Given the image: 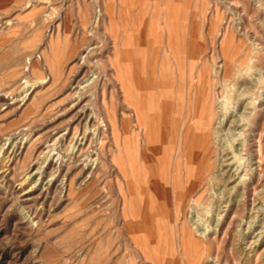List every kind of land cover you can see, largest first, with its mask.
<instances>
[{"label": "rangeland", "instance_id": "1", "mask_svg": "<svg viewBox=\"0 0 264 264\" xmlns=\"http://www.w3.org/2000/svg\"><path fill=\"white\" fill-rule=\"evenodd\" d=\"M152 35L160 75L187 95L189 79L199 87L217 78L228 49L264 51V0H0V264H264V131L251 127L264 112V56L224 89L212 177L183 212L195 243L178 240L173 194L153 202L162 220L143 244L119 224L124 208L142 206L124 207L119 193L129 149L125 55ZM78 91L88 101L77 105ZM70 163L80 187L72 198Z\"/></svg>", "mask_w": 264, "mask_h": 264}, {"label": "bare ground", "instance_id": "2", "mask_svg": "<svg viewBox=\"0 0 264 264\" xmlns=\"http://www.w3.org/2000/svg\"><path fill=\"white\" fill-rule=\"evenodd\" d=\"M174 16V18H176V15ZM175 23L178 24V22ZM151 28L156 31L153 26ZM181 28L179 27L180 30H182ZM180 32H177V34L180 35ZM153 35L151 36V38H149V40H146L147 48L141 49L134 44V47L129 48V51H127L125 55L127 57L126 67L128 78L126 95L128 99V107L130 110V114L128 116L127 129L129 149L127 163L128 170L126 169L127 173L125 172L126 170H124L122 176V179L125 182V187H122L119 190V193L121 198L124 200V207L128 204L133 205L137 203L139 206H142L138 207L141 210L137 208L136 210L133 209L134 211L131 210L130 212H127V210H124V208L123 212L121 211L123 222L121 221L119 224L122 227H125V229H127V232L131 234L133 242L141 243L142 241L146 242L147 240H150V234L152 231H154L153 220L156 217V221L160 219V215H162L163 213L160 211L155 212L154 210H151L150 207L154 204L153 202H160V199L163 198L170 199L171 194H173L175 206V220L172 223L175 224L176 229L178 231V240H182L183 243L187 241L192 246L195 243L194 237L192 233L187 232L186 221L183 212L185 209H187V206L191 201H193L194 198L195 200H198L202 197L203 193L206 191L208 182L212 177L215 159L218 156V152L214 144L213 135L216 132V126L218 124H221L223 121V119H220V121L218 122V119L220 118V116H222V114L219 113L221 111V108L224 111L223 113L229 111L227 109V104L229 103V101L227 100V103V94H225L224 89L237 75L236 69H246V65L248 66V62L252 61L253 59L254 61L258 59L262 61L264 51L257 50V48V51L255 50L256 52L253 54V49L252 51L243 50L244 48L241 50L228 49L223 56V69L219 73V75H217V78L210 80L211 78L209 79V76H205L206 73L202 71L203 74L199 75H201L202 78L204 76L206 78L199 80V87L198 83L196 82H192L191 84L189 79L188 93L187 95H185L180 92L179 83V88H177V82L175 77L163 76L162 74L160 75V68L156 65L159 55L158 50L156 48V45L158 44V39L156 38L157 34L154 37ZM170 36L171 33L169 35V38ZM160 41L162 40L160 39ZM170 42L173 43L172 41ZM167 46L168 48H170L169 44ZM98 47L94 44L93 47L88 46L85 48V50L83 49V53L88 52L87 54H85V56H83V58H85V65L93 60V53ZM179 48L183 49L184 47L181 48L180 45ZM178 49L177 51L179 53H183L180 52ZM186 49H184V52ZM99 52H101V50ZM77 54L75 56L79 55ZM77 67H79V65ZM72 73H74V71ZM71 75L69 74V76ZM73 76L74 75H72V77ZM73 81L75 82L76 79H72V82ZM76 83L78 86L79 81H77ZM74 95V97H76L77 95V97L74 98L77 99V105L81 104L82 102L88 99H85L83 92L80 91L75 92ZM90 100L91 98L89 99V101ZM250 103L252 102H249V104ZM89 104V102H86L85 105L81 106L80 110L82 113H84L83 115L87 114V109L89 110L91 108ZM74 106L73 108H75ZM174 107L177 108V111H175ZM103 108L105 110V107ZM258 112L259 113L255 115L256 117L253 118L255 120H253L252 125L249 124L251 125V127H254V131H256V133L257 131L259 132V130L260 132L264 131V112ZM223 116L225 117V114ZM111 119L112 118H110L109 120ZM248 123L249 122H247L246 124ZM114 129L115 126L113 125V130ZM84 139L85 141L81 143L82 149H84L88 143V137L86 134L84 136ZM258 143L259 146H261V141H258ZM29 148L31 149V147ZM99 150L100 155L103 153L104 149L102 147L99 148ZM259 150L261 152V149ZM28 151L30 152V150ZM99 163L102 162H98V164ZM119 165L120 167H122V164ZM68 166V168L64 167L66 168L65 193L68 198H72L78 193L80 187L78 185L79 180L74 175L73 165L70 163ZM102 166H104V164ZM126 197H130L129 200H127ZM160 220H162V218ZM168 229L172 230L170 228ZM179 232L181 235V239L179 236ZM121 233L122 232H116L115 234L116 236H119L121 235ZM173 239L170 241H173Z\"/></svg>", "mask_w": 264, "mask_h": 264}]
</instances>
